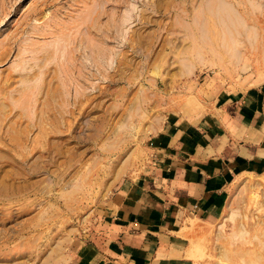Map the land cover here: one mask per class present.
<instances>
[{
    "label": "rangeland",
    "instance_id": "374dc122",
    "mask_svg": "<svg viewBox=\"0 0 264 264\" xmlns=\"http://www.w3.org/2000/svg\"><path fill=\"white\" fill-rule=\"evenodd\" d=\"M263 80L264 0H0V264H72L158 118ZM224 190L179 257L264 264V174Z\"/></svg>",
    "mask_w": 264,
    "mask_h": 264
},
{
    "label": "crops",
    "instance_id": "0c3cea01",
    "mask_svg": "<svg viewBox=\"0 0 264 264\" xmlns=\"http://www.w3.org/2000/svg\"><path fill=\"white\" fill-rule=\"evenodd\" d=\"M150 154L95 210L72 264H186L175 243L185 221L211 226L228 184L264 174V80L200 116H161Z\"/></svg>",
    "mask_w": 264,
    "mask_h": 264
},
{
    "label": "bare ground",
    "instance_id": "6f19581e",
    "mask_svg": "<svg viewBox=\"0 0 264 264\" xmlns=\"http://www.w3.org/2000/svg\"><path fill=\"white\" fill-rule=\"evenodd\" d=\"M252 39H253V38H252ZM253 40H254V39H253ZM238 57H240L239 54L237 55V59H238Z\"/></svg>",
    "mask_w": 264,
    "mask_h": 264
},
{
    "label": "built area",
    "instance_id": "2783aa9c",
    "mask_svg": "<svg viewBox=\"0 0 264 264\" xmlns=\"http://www.w3.org/2000/svg\"><path fill=\"white\" fill-rule=\"evenodd\" d=\"M193 209H195V207H193Z\"/></svg>",
    "mask_w": 264,
    "mask_h": 264
}]
</instances>
